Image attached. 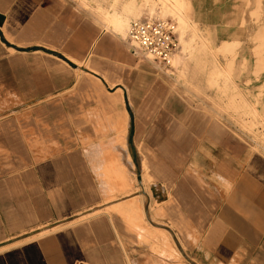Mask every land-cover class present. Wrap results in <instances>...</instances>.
Returning <instances> with one entry per match:
<instances>
[{
    "label": "crops",
    "instance_id": "0c3cea01",
    "mask_svg": "<svg viewBox=\"0 0 264 264\" xmlns=\"http://www.w3.org/2000/svg\"><path fill=\"white\" fill-rule=\"evenodd\" d=\"M111 3L94 14L77 0H0V119L14 115L0 122V264H264V156L222 111L230 93L204 79L203 107L185 99L107 25L123 13ZM237 61L230 91L242 95ZM52 135L63 152L39 157ZM132 142L161 195L153 214L143 190L138 225L113 209L124 197L99 205L88 168L122 143L132 159Z\"/></svg>",
    "mask_w": 264,
    "mask_h": 264
},
{
    "label": "rangeland",
    "instance_id": "374dc122",
    "mask_svg": "<svg viewBox=\"0 0 264 264\" xmlns=\"http://www.w3.org/2000/svg\"><path fill=\"white\" fill-rule=\"evenodd\" d=\"M77 1L80 2L84 8L90 10L94 14L96 13L94 8L98 6L107 8L110 4L112 5L111 0H87L90 7L85 6L83 0ZM124 1L125 0H118L116 3V6H120L122 12ZM185 1L187 3L188 15L191 21V26L187 33L191 46L187 56L191 62L194 61L193 69H190L189 63V67L182 72L173 70V73H171L170 71L169 73H171V76L169 77L172 79L174 78L176 82H181L182 85L180 90H182L181 93L184 95V98L198 100V103H200L198 106L200 108L203 107L202 82L204 79L206 80L207 86L211 85L210 87L212 89L216 88L218 90L221 88L218 84L222 80V94L230 93L231 95L228 104L222 111L240 115L238 117H230L228 120L235 123L245 133L250 134L253 137L254 142L257 144L253 150L264 156V0ZM133 2L137 4L140 10L139 15H137L138 17H132L131 22L141 18L160 16V14H158L160 6H157L155 8L156 10L154 9L156 12L152 15L150 12L151 9H153V6L149 3L150 1L133 0ZM166 18L172 19L171 17ZM174 21L176 22V31L179 35L177 21ZM217 39L218 43L216 44L214 42ZM220 55L224 59L225 65L220 64V60L218 59ZM210 57H214L215 62H213ZM236 60H238L237 64L242 66V74L245 78L242 95L236 90L234 93L230 91V85L232 83L234 84V76L232 73ZM212 63H215V65ZM169 67L170 66L167 68ZM210 68L211 70H209ZM212 68H215L214 72H212ZM221 70H226L227 74L220 73ZM188 74L189 76H187ZM252 78L253 82L251 80ZM251 95L252 103L246 99L251 98ZM237 99L239 101H237ZM13 116L14 115H8L2 117L0 122L11 119ZM85 128L86 127L82 125V130ZM79 129H81V127H79ZM33 136L34 135L30 134V140L34 139ZM55 137L57 136L52 135L50 137L51 141L47 144L48 147H53V145L56 147V144L58 143L56 142ZM81 138L80 135L79 139L81 140ZM101 139V135H99V140ZM81 141L84 143L83 146L85 149L91 147L90 144H85L84 138H82ZM37 143L42 145V142H40L39 139L35 141V144ZM60 150L63 152V149ZM60 150L53 147L52 149L35 150V153L41 158L53 159L59 155L61 152ZM129 153H131L135 165L134 169L129 171L130 173L128 172V176H125V173L123 174L122 170V167L126 166L124 158L120 159V157L115 156V161H104L106 164L102 161H88V168L91 173L90 180H92L94 187L100 191L99 205L116 202V200L122 198L121 196L127 192L131 194L129 196H132L135 194H142L144 190L151 194L152 213L154 214L155 209L158 207V204L155 201L156 199L152 196V187L154 185H152L145 170H142L141 168L138 154L139 150H137L136 145L133 142L132 149H129ZM86 154L88 157L91 156L90 151H86ZM113 155H119V153L114 151ZM94 156H96L95 153ZM2 157L7 158L0 152V158ZM108 171H110V173ZM120 171L122 172V175H120ZM124 177H128V182ZM108 178L112 179L108 180ZM120 182L122 183L120 184ZM108 184L112 186V190L109 189L110 186ZM113 184L115 185L114 187L117 188V191L113 187ZM117 184H120V186H117ZM95 208L97 210V207ZM120 216L124 217L127 221H131V219L124 214L120 213ZM87 219L71 225L81 223ZM56 230L58 229H55L54 231ZM40 232H42V230ZM51 232L52 231H49L47 234L33 239L44 237ZM27 240L29 241L30 238ZM179 257L181 260L184 259L181 256Z\"/></svg>",
    "mask_w": 264,
    "mask_h": 264
},
{
    "label": "bare ground",
    "instance_id": "6f19581e",
    "mask_svg": "<svg viewBox=\"0 0 264 264\" xmlns=\"http://www.w3.org/2000/svg\"><path fill=\"white\" fill-rule=\"evenodd\" d=\"M145 1H150L149 3L153 6V9H151V12H150L152 15L155 14L154 12H156L155 8L157 6H160V10L158 11V14H160V16H162L163 18L171 17L172 19L177 21V24H178L177 30L179 32V39H180V45H181L180 52L178 51L176 53V55L173 57L169 68H167V66L159 65V64H157L151 60L150 61L154 65H156V68L160 69L161 71H163L167 75H170L171 73H173L172 72L173 70H177L180 72L184 71L185 69H187L189 67L190 60H189V57L187 56V53L190 51V46H191L190 41L188 40V37H187L188 29L191 26V21L189 19L186 1L185 0H145ZM114 2L116 5L118 0H114ZM115 5H114V7H115ZM123 7L124 8H123L122 14H118L117 12L114 11V13H112L110 15H105V17L107 20V25L109 27H113L114 30L117 31L118 33H123L124 31L127 32L125 34H127V37H128V32H129V28L131 25V19H132V17L133 18L138 17L137 15H139L140 8H138L137 4H135L133 2V0H125ZM170 71H171V73H169ZM220 73L227 74V71L221 70ZM114 103H115V101H114ZM124 132H126V127L123 130V133ZM123 136H124V134H123ZM118 146H119V150H117V152L119 153V155H114V156H116V157L118 156V157H120V159L127 157V161L129 162L131 167H133L132 159H131L130 155L128 153H126V154L124 153V152H126V145H124V143H122L121 145H118ZM102 155H103V153H101V156ZM106 156H107V154H106ZM103 158L105 159V156ZM102 162H104V161H102ZM105 162H106V160H105ZM122 168H123L122 169L123 174L125 173V176H128V172L130 171V167L128 165H126L125 167H122ZM104 169H105V167H104ZM108 172L110 173V171H108ZM120 175H122L121 171H120ZM124 178H126V177H124ZM109 179H112V178H108V180ZM127 182H128V179H127ZM121 183L122 182H120V184ZM120 184L119 185L117 184V186H120ZM114 186L115 185L113 184V187ZM114 188H115V190L117 189L116 187H114ZM109 189L112 190V186H110ZM119 192H120V190H119ZM128 193L129 192H127L126 194L121 196V197H124L125 201L123 203H120L118 206L114 207L113 209L119 211V213H121V214L126 215L129 219H131L132 222L134 221L138 225L139 222H137V221H140V219L144 220V212H143V207H142L143 196L141 194H135V195L129 196L131 194L130 193L128 194ZM100 212L101 211L98 210V211L88 212V213L82 214L78 218L73 220L71 223H76V222L82 221L84 219L91 218V217L95 216L96 214H99ZM49 231L50 230L43 229L42 232L37 234L35 237L43 236V235L47 234ZM160 233L165 235L163 230H160ZM166 242H167V240H166ZM166 242L165 241L163 242L164 243L163 248L165 250L167 249L168 253L171 254L170 246Z\"/></svg>",
    "mask_w": 264,
    "mask_h": 264
},
{
    "label": "built area",
    "instance_id": "2783aa9c",
    "mask_svg": "<svg viewBox=\"0 0 264 264\" xmlns=\"http://www.w3.org/2000/svg\"><path fill=\"white\" fill-rule=\"evenodd\" d=\"M176 22L160 16L131 22L127 43L132 50L159 65L170 66L179 51Z\"/></svg>",
    "mask_w": 264,
    "mask_h": 264
},
{
    "label": "water",
    "instance_id": "95a60500",
    "mask_svg": "<svg viewBox=\"0 0 264 264\" xmlns=\"http://www.w3.org/2000/svg\"><path fill=\"white\" fill-rule=\"evenodd\" d=\"M152 193H153V195H154V197H155V199L156 200H158V201H161V195L160 194H158L157 192H156V187H152ZM170 232L172 233V235L174 236V239H175V241H176V243H177V245H178V241H177V239L175 238V235H174V232L172 231V230H170ZM192 264H196L195 262H193L191 259H189L188 257H186Z\"/></svg>",
    "mask_w": 264,
    "mask_h": 264
}]
</instances>
